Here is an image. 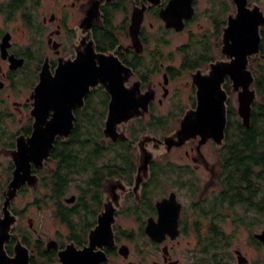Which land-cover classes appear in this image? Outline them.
Wrapping results in <instances>:
<instances>
[{"label": "flooded vegetation", "instance_id": "flooded-vegetation-1", "mask_svg": "<svg viewBox=\"0 0 264 264\" xmlns=\"http://www.w3.org/2000/svg\"><path fill=\"white\" fill-rule=\"evenodd\" d=\"M256 7L264 14V0H247L254 13L242 20L235 0H0V264H236L214 203L232 194L233 209L257 213L264 180L255 163L248 178L241 171L231 81L222 145L169 138L196 108L193 74L226 58L230 15L235 35L247 37ZM259 32L264 55V22ZM254 66L256 79L264 56ZM39 84L43 124L69 127L46 154L20 147L34 132ZM18 171L27 179L5 210ZM237 217L254 252L237 246V264H264V227ZM209 240L218 245L204 247Z\"/></svg>", "mask_w": 264, "mask_h": 264}, {"label": "water", "instance_id": "water-1", "mask_svg": "<svg viewBox=\"0 0 264 264\" xmlns=\"http://www.w3.org/2000/svg\"><path fill=\"white\" fill-rule=\"evenodd\" d=\"M240 5L239 16L245 20L248 15H252L254 11L245 8L247 0H235ZM257 8L256 28L250 36L235 35L233 15L229 17V27L225 38V46L223 53L226 55L224 59H218L209 66V70L204 73L200 70L193 74L194 84L197 88V105L195 109L189 110L182 118L181 129H178L169 139L172 142H184L188 137L195 138L201 136V142L213 138L218 145L224 143L226 128L228 125L227 104L228 92L224 88L227 79L231 81L232 91L238 92V108L237 113L241 119V123L245 127H249L252 122V112L254 101L260 99L257 88L254 84L255 80V61L260 53V32L259 25L264 22V14ZM254 55L252 63L249 65V56ZM249 65V66H248ZM98 68L97 82L104 77V69L106 65ZM99 70H101L99 72ZM58 84V82L56 83ZM51 92V90H49ZM42 85L39 84L37 89L38 100L40 101L37 122L33 135L27 139V143L20 144L24 150H32L33 148L43 149L45 154L49 152L50 147L58 134L67 132L69 127L47 126L43 124L44 113L41 107L44 95L47 96L45 89L43 96ZM51 97V96H50ZM52 100V98H51ZM180 138V139H179ZM179 139V140H177ZM41 141V142H39ZM24 160H20V167L24 164ZM25 174L18 171L12 183L6 190L5 210L9 208L10 201L15 198L17 189L26 181ZM210 185V184H209ZM207 185L206 188L209 186ZM258 237L264 242V230L258 234ZM241 259V256H239ZM19 259V257H18Z\"/></svg>", "mask_w": 264, "mask_h": 264}, {"label": "trees", "instance_id": "trees-1", "mask_svg": "<svg viewBox=\"0 0 264 264\" xmlns=\"http://www.w3.org/2000/svg\"><path fill=\"white\" fill-rule=\"evenodd\" d=\"M255 86L258 91V95L263 97V101H256L255 105H253L252 112V122L248 128H243L245 126H241V151L240 156L243 157L241 160L242 165L245 168H242L243 176L248 178L250 173V165L255 163L256 166H260L261 169L257 170V178H262L264 180V66H260L258 68V72L256 73ZM242 124V123H241ZM251 157V159H249ZM247 165H249L247 167ZM257 197L258 193H257ZM226 202L224 204L215 202L214 209L224 206L228 209H232L234 205V197L232 194L227 195L225 198ZM259 210V209H258ZM257 210V214H264V209ZM241 219L244 220V215L241 216ZM216 239V238H214ZM214 245L215 247L218 245V241L209 240L207 243H204V247L206 245ZM214 247L215 254L218 253L217 248ZM226 245L224 249V255L228 257V250H226Z\"/></svg>", "mask_w": 264, "mask_h": 264}, {"label": "rangeland", "instance_id": "rangeland-1", "mask_svg": "<svg viewBox=\"0 0 264 264\" xmlns=\"http://www.w3.org/2000/svg\"><path fill=\"white\" fill-rule=\"evenodd\" d=\"M176 40L178 41L179 39H176ZM233 99H235V102H237L236 96L233 97ZM209 151H210V155H215L213 149H209ZM211 197H210V200L208 203L206 202L205 204L202 205L203 206L202 210L205 211V209L208 210L210 207H213ZM218 209H219V211H222L223 215H224L223 222L221 223V225L223 226L225 234L227 235L224 243L226 245V248H227L226 250H228L227 252L229 253L230 257L233 256L235 259L234 262L237 264L236 255L234 253V249L237 246L242 247V249L247 252V255L254 256V252H252L251 249L243 246V240L245 239L246 233L240 232L239 234H237L238 231L236 232L234 220H237V218H238L237 213H239L240 216L244 215L245 217H248V218L255 215L258 218V226L264 227V214H260V213L257 214V213H255V211H253V212L251 211L250 213H247V211L240 210L239 208L228 209L225 206L223 208L224 210H222L221 207H218ZM196 211L197 210H195L191 214V217H193V219L196 216L198 217V213ZM194 235H195V233L192 232V230H190V233L188 234V257L189 256L194 257L197 254L199 255V248L200 247L198 245V240L195 238ZM262 255H260V257L264 258ZM258 256H259V252H258ZM228 259H230V258H228Z\"/></svg>", "mask_w": 264, "mask_h": 264}]
</instances>
